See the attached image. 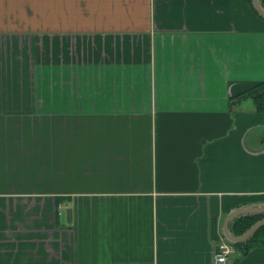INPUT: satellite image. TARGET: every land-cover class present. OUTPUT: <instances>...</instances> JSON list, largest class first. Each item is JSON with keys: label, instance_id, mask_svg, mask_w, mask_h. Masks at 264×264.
<instances>
[{"label": "crops", "instance_id": "1", "mask_svg": "<svg viewBox=\"0 0 264 264\" xmlns=\"http://www.w3.org/2000/svg\"><path fill=\"white\" fill-rule=\"evenodd\" d=\"M263 80L248 0H0V264H213L264 205Z\"/></svg>", "mask_w": 264, "mask_h": 264}, {"label": "trees", "instance_id": "2", "mask_svg": "<svg viewBox=\"0 0 264 264\" xmlns=\"http://www.w3.org/2000/svg\"><path fill=\"white\" fill-rule=\"evenodd\" d=\"M251 5V0H248ZM261 4L264 7V0H260ZM252 7V5H251ZM254 10V8L252 7ZM255 11V10H254ZM256 12V11H255ZM262 18V17H261ZM264 19V18H263ZM241 96H250L255 105V109L258 112H264V80L249 87L242 93ZM264 217V213H255V214H245L233 219L230 224V230L234 235L242 234L250 225H252L257 220ZM215 233V228L213 227ZM234 246L241 247L245 252L253 247H262L264 248V225L259 227L256 231L253 232L245 241L234 243Z\"/></svg>", "mask_w": 264, "mask_h": 264}, {"label": "water", "instance_id": "3", "mask_svg": "<svg viewBox=\"0 0 264 264\" xmlns=\"http://www.w3.org/2000/svg\"><path fill=\"white\" fill-rule=\"evenodd\" d=\"M251 5L257 14L264 18V7L261 4L260 0H251ZM255 213H264V205L263 206H246V207H237L231 209L226 213L222 220L221 225V233L225 240L229 243H239L245 241L250 235L253 234L259 227L264 225V217L254 222L250 225L242 234L234 235L230 230V224L234 218L239 217L245 214H255Z\"/></svg>", "mask_w": 264, "mask_h": 264}, {"label": "built area", "instance_id": "4", "mask_svg": "<svg viewBox=\"0 0 264 264\" xmlns=\"http://www.w3.org/2000/svg\"><path fill=\"white\" fill-rule=\"evenodd\" d=\"M233 251V245L225 239H221L217 244L216 251L213 254V264H227L228 256Z\"/></svg>", "mask_w": 264, "mask_h": 264}]
</instances>
